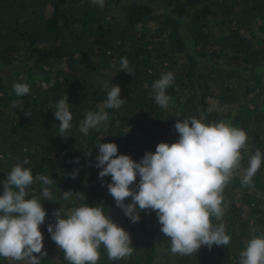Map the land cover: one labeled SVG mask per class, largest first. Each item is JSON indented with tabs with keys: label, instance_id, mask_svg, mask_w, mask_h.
I'll return each instance as SVG.
<instances>
[{
	"label": "trees",
	"instance_id": "trees-1",
	"mask_svg": "<svg viewBox=\"0 0 264 264\" xmlns=\"http://www.w3.org/2000/svg\"><path fill=\"white\" fill-rule=\"evenodd\" d=\"M149 1L163 5L167 27L152 30L149 24L155 12L134 0H104L103 7L91 0H0V194L13 166L31 169L34 183L26 198L41 200L49 218L42 229L43 240L57 251L56 257L41 258L40 264H70L47 231L49 224H55L53 212L60 203L65 211L83 203L100 206L116 220L120 208L106 186L111 177L102 181L101 169L95 166L97 143H115L118 154L139 162L145 152H155L158 143L177 142L174 124L190 117L205 124L224 122L247 134L240 165L221 193L223 215L220 220L211 218L213 225L225 226L231 242L226 247L201 246L190 256L173 254L170 238L160 231L158 218L151 212L148 221L143 217L134 225H124L134 256L109 260L101 245L97 264H238L248 241L264 237L260 210L264 205V113L258 110L264 105V24L252 30L258 18L264 19V0H242V12L225 4L220 10L226 18L220 26L230 34L218 42H207L204 29L221 0ZM242 30L259 44L245 40ZM149 38L157 42L151 47L157 52L154 57L143 45ZM121 58H127L134 75L116 68ZM167 72L174 73L166 90L171 99L167 108H161L155 103L152 85ZM105 82L119 85L120 98L127 101L119 109L104 108ZM15 83L30 87L29 94L19 98L23 110L13 108L18 99ZM65 95L73 116L72 127L64 134L67 138L61 137L60 122L53 115L54 105ZM101 110L109 119L85 136L79 131L81 121L87 112ZM257 150L262 163L245 186L242 179ZM25 159L29 164H23ZM75 169L79 171L73 179ZM40 175L50 177L53 184L43 185L35 179ZM138 183L139 176L133 190ZM44 187L51 189L52 201L43 200ZM69 190L74 192L72 199L63 201L62 191ZM76 192L86 199L79 201ZM238 197L242 198L239 204ZM131 202V197L126 198V204ZM0 264L9 261L0 257Z\"/></svg>",
	"mask_w": 264,
	"mask_h": 264
},
{
	"label": "clouds",
	"instance_id": "clouds-1",
	"mask_svg": "<svg viewBox=\"0 0 264 264\" xmlns=\"http://www.w3.org/2000/svg\"><path fill=\"white\" fill-rule=\"evenodd\" d=\"M95 6L103 7L104 0H91ZM121 71L134 75L127 58H121ZM174 81V73L167 72L152 85L154 100L161 108H167L170 96L166 90ZM104 108L119 109L127 101L120 98L119 85H109ZM13 92L18 99L13 108L23 110L20 97L27 96L30 87L24 83L13 84ZM54 117L58 120L61 137L72 127V113L67 103V95L58 100L53 107ZM25 115H31L25 112ZM109 119L107 112L89 111L79 125V131L85 136L90 129H96ZM179 134L177 142L158 143L155 152H145L139 162L130 156L118 154L115 143H97L99 154L96 167L101 170L98 177L103 181L111 177L107 191L115 204L132 223H138L137 211L155 212L160 231L170 238L171 252L182 256L197 253L201 246L209 249L213 245L227 246L231 242L223 224L213 225L211 218L220 220L223 215L222 191L233 172L239 167L241 149L246 147L247 134L238 129L218 122L205 124L190 117L178 119L174 124ZM86 155H91L90 151ZM3 159V157H0ZM76 158L75 162H78ZM262 163L261 152L257 150L249 159V167L243 176L242 184H251L253 176ZM23 164H29L25 159ZM79 169L71 173L75 179ZM139 176L135 190L131 187ZM43 185L50 186L53 180L45 175L36 177ZM34 183L30 168L20 164L13 166L2 182L0 194V257L14 261H29L40 264V258L46 256L43 249V234L40 226L44 224L46 211L41 200L28 197V190ZM74 192L62 191V200L72 199ZM79 201L86 197L76 192ZM43 200L52 201L49 187L42 189ZM131 197V203H125ZM60 203V202H59ZM54 210L55 224H49L47 231L52 241L64 253L70 264H97L99 251L103 245L109 260H119L131 255L133 249L128 232L118 226L105 214L103 207L81 206L65 211L62 203ZM62 214L66 218H62ZM39 254V255H36ZM238 264H264V237L251 238L240 253Z\"/></svg>",
	"mask_w": 264,
	"mask_h": 264
},
{
	"label": "rangeland",
	"instance_id": "rangeland-1",
	"mask_svg": "<svg viewBox=\"0 0 264 264\" xmlns=\"http://www.w3.org/2000/svg\"><path fill=\"white\" fill-rule=\"evenodd\" d=\"M136 1L137 3H140V4H143L145 6H149L150 8L153 9V11L155 12V17H154V20L151 22V24H149V27L152 29V30H156L158 28H160L161 26L163 27H167V18H168V15L165 13V12H162L163 10V5L161 3H158V2H152V1H149V0H134ZM242 2V0H238L236 3H234L232 0H221L220 2H218V6H215L213 7L212 9V13L214 12L215 15L214 16H211L207 21H206V29H204L205 33H207L209 35V39L207 40L208 41H215V42H218L219 39L221 37H223V35L225 34L226 36L228 34H230V32L227 30L225 31H222V22H223V18L225 19L226 16H223L221 14H223V10H220L222 8H225V4H228L229 6H233L235 11H238L239 12H242L243 9L242 7H239V6H242V4L240 3ZM183 22H185L183 20ZM264 19L263 18H258L254 24H252V30L253 31H257V26L259 25H263L264 23ZM232 29V28H231ZM166 34L164 35L165 36V39H168L169 37V33L168 32H165ZM240 35L243 36V38L247 41H249L251 44L253 45H257L259 44V40L257 39H253L250 32H245L244 30L240 31ZM154 40H156L155 38H149V39H145L144 41V44L145 46L148 47L149 50H151V47L154 46V44H157V42ZM152 53H153V57L156 56L157 52L156 51H153L151 50ZM157 57L153 58V60L155 61V63H157L158 61H156ZM154 66V65H153ZM156 67H159V64H155ZM130 69L133 70V67L131 68V66L129 65ZM116 68L118 70L121 71L120 69V62H118ZM155 68V67H154ZM158 70V68H156ZM258 110L263 112L264 113V105H260L258 107ZM112 181H106V186L108 183H111ZM136 184L134 183L132 186H135ZM257 201H260L261 200V197L260 196H254ZM237 202L239 204V202H242V198L241 197H238L237 198ZM260 210H262L264 212V205L261 204L260 205ZM137 211H138V214L140 216V218H143V217H146L145 218V221H148V219H150V216L148 214H151V212H153L152 210H146V211H141L138 209L137 207ZM249 214L250 213V210H249ZM114 216H116V220H114L113 218H111L113 220V222H115L118 226L124 228V225L128 222V224L130 223V225H134L136 223H132L131 220L126 217L123 213V211L120 209L118 213H116ZM252 216V215H251ZM62 218H66L63 216L62 214ZM49 223V218L48 216L46 215V218H45V222L44 224H42L40 226V231L42 232V229H43V226L48 224ZM128 232V231H126ZM133 249L131 255L134 256L135 252H134V247H133V244H132V240H131V245H130ZM54 248L49 245L48 243H46L44 240H43V249L42 251L46 252V255H51V257H56L57 256V251L56 249L53 250ZM36 255H39V254H36ZM129 255V256H131ZM45 257V256H44ZM127 257V256H126ZM124 257V258H126ZM43 258V257H41ZM40 258V259H41ZM9 261V264H29V261L27 260H24V261H14V260H11V259H8Z\"/></svg>",
	"mask_w": 264,
	"mask_h": 264
}]
</instances>
